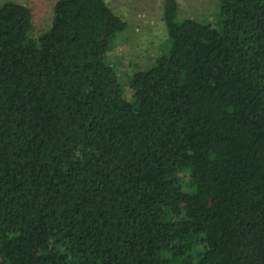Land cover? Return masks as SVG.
Segmentation results:
<instances>
[{"label":"trees","instance_id":"16d2710c","mask_svg":"<svg viewBox=\"0 0 264 264\" xmlns=\"http://www.w3.org/2000/svg\"><path fill=\"white\" fill-rule=\"evenodd\" d=\"M218 2L130 97L106 0L0 6V264H264V0Z\"/></svg>","mask_w":264,"mask_h":264},{"label":"rangeland","instance_id":"374dc122","mask_svg":"<svg viewBox=\"0 0 264 264\" xmlns=\"http://www.w3.org/2000/svg\"><path fill=\"white\" fill-rule=\"evenodd\" d=\"M16 1L32 8L36 35L52 28L53 12L58 0H0V6ZM128 23L127 30L120 35L110 59L121 74L127 96L131 90L129 78L137 70L155 65L157 58L167 49L168 31L164 21L166 0H106ZM179 18L198 21L220 22L218 0H177Z\"/></svg>","mask_w":264,"mask_h":264}]
</instances>
